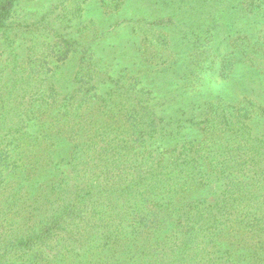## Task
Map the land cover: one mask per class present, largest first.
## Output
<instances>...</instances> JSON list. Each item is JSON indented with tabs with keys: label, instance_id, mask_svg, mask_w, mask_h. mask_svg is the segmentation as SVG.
<instances>
[{
	"label": "trees",
	"instance_id": "trees-1",
	"mask_svg": "<svg viewBox=\"0 0 264 264\" xmlns=\"http://www.w3.org/2000/svg\"><path fill=\"white\" fill-rule=\"evenodd\" d=\"M17 2L0 0V30L8 35H19L18 28L25 26L14 19ZM55 38L48 43L54 68L43 98L27 103L14 98L16 92L17 97L21 93L12 88L18 73L14 68L12 72L0 68V136L8 135L5 138L12 146L8 152L0 151V197L7 192L12 201L22 200L24 206L33 199L25 214L36 211L41 217L39 228L36 221H29V226L20 220L13 229L16 232L3 237L6 253L0 252V264L16 261L15 255L24 252L31 255L30 260L63 264L68 251L74 252L68 264H86L84 253L78 250L86 239L87 250L93 251L87 264H264V184L260 178L264 163H258L264 149L254 141L264 136L248 139L242 135L244 109L221 97L204 102L190 99L186 85L177 86L171 102L160 112L176 109L182 112V123L160 131L155 121L143 126L144 121L131 117V147L122 153L117 146H111V152L95 148L106 123L98 119L106 118L105 102L108 97L117 98L113 82L125 73L115 76L118 62L105 72L102 67L109 68V63L96 60L91 45L83 51L76 73L74 91L79 102L72 103L69 95L57 102L56 95L63 88L59 62L72 57L70 52L78 53L72 47L78 45V37L66 31ZM31 68L34 71L38 64L32 61ZM4 87L9 91H3ZM48 96L53 99L49 101ZM208 106L211 110L204 109ZM150 107L148 111L157 113ZM49 113L54 115L49 117ZM204 116L211 125L207 130L200 127ZM120 124L113 123L115 129ZM222 132L227 134L222 137ZM199 139L209 144L207 156L202 155V146L193 148ZM158 143V148H151ZM246 143L255 164L247 171L233 169L229 158L235 154L231 152ZM216 153L223 154L220 157L225 161H215ZM6 162L11 164L6 175L10 180L5 178ZM214 182L222 189L213 190L216 196L210 198L206 192ZM95 240L98 245H91ZM38 246L41 251L34 249Z\"/></svg>",
	"mask_w": 264,
	"mask_h": 264
},
{
	"label": "rangeland",
	"instance_id": "rangeland-1",
	"mask_svg": "<svg viewBox=\"0 0 264 264\" xmlns=\"http://www.w3.org/2000/svg\"><path fill=\"white\" fill-rule=\"evenodd\" d=\"M14 9V19L25 23V26L18 28L20 34L8 35L4 29L0 30V68L10 72L14 68L18 73L17 79L14 74L12 88H19L21 93L17 97L16 92L14 98L25 103L43 98L50 83L47 77L54 68L48 43L56 39L59 32L70 31L78 37V45L72 46L78 49V53L70 52L74 54L72 57L59 62L61 66L58 72L62 73L60 79L63 88L62 93L56 95L57 102H63L68 95L72 103L79 102L78 92L74 91L78 87L76 73L83 51L91 45L96 60L102 58L106 65L109 63V68L102 67L105 72L118 62L115 76L125 73L118 82H113L117 90L114 97L117 98L113 101L108 97L105 102L106 118L98 119L106 123L95 148L105 147L111 152V146H117L122 153L131 147L134 136L129 122L131 117L137 116L144 121L143 126L155 121L160 131L182 123V112L176 109L174 112H160L171 102L177 86L182 85H186V92L194 97L187 96L190 99L204 102L221 97L243 108L242 114L246 121L242 135L248 139L264 136V0H18ZM46 15L45 19L37 22ZM10 54L11 63L8 62ZM32 61L38 64L34 71H31ZM103 76L100 74V77ZM106 81L111 82L107 78ZM8 89L4 87L3 91ZM47 99L51 101L53 98L48 96ZM148 106L156 109L157 113L148 111ZM204 109L211 110L209 106ZM191 112L183 115V118L186 119ZM156 114L167 119L162 122ZM169 116L173 119L170 120ZM204 118L199 119L200 127L207 130L211 125ZM115 122L123 123V126L116 125L115 129ZM223 126L229 128L225 122ZM195 127L203 133L199 126ZM188 130L184 128V131ZM225 134L222 132L221 136ZM5 135L3 133L0 136V151L3 153L12 149L5 138L8 135ZM254 141L264 149V139ZM154 146L158 148L159 143L151 148ZM200 146L203 147L202 155L211 153L207 149V140H195L194 150ZM248 146L249 143H246L244 148H235L231 152L235 154V157L229 158L233 169L247 171L248 167L255 164L253 156L248 155L251 153ZM215 155L219 157L215 161L220 163L226 159L220 157L223 156L221 153ZM258 163L263 164L264 157ZM6 164L5 178L10 180L6 175L10 173L11 164ZM260 178L264 184V176ZM220 182L224 181L220 179ZM221 189L214 182L206 195L214 198L216 194L213 190ZM11 197L7 192H3L0 197V252L5 253L2 239L16 232L13 229L17 222L24 220L25 225L28 223L30 226L29 221H36V227L41 226V217L36 211L34 214H25L29 213V203L33 199L24 206L22 200L16 198L17 201H12ZM26 230L24 232L27 234ZM88 243L89 239H86L80 244L82 247L78 248L84 253L86 264L93 252L87 250ZM98 243L95 240L91 245ZM34 249L42 250L39 246ZM73 254V251H68L67 261L63 264H68ZM15 256L18 258L16 261L6 264H46L43 258L30 260L31 255L26 252ZM261 260L264 261V255Z\"/></svg>",
	"mask_w": 264,
	"mask_h": 264
}]
</instances>
